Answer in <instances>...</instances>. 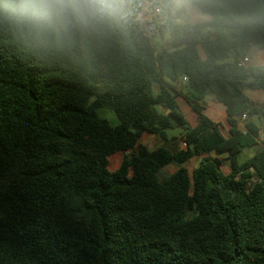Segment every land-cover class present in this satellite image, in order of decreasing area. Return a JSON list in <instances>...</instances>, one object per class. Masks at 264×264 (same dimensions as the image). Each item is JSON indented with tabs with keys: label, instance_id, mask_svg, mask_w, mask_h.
Segmentation results:
<instances>
[{
	"label": "trees",
	"instance_id": "1",
	"mask_svg": "<svg viewBox=\"0 0 264 264\" xmlns=\"http://www.w3.org/2000/svg\"><path fill=\"white\" fill-rule=\"evenodd\" d=\"M148 1L103 34L58 39L0 6V264H264V106L245 94L264 92V69L238 66L264 50V0H191L207 20L168 15L160 48L138 18Z\"/></svg>",
	"mask_w": 264,
	"mask_h": 264
},
{
	"label": "clouds",
	"instance_id": "2",
	"mask_svg": "<svg viewBox=\"0 0 264 264\" xmlns=\"http://www.w3.org/2000/svg\"><path fill=\"white\" fill-rule=\"evenodd\" d=\"M138 3L139 0H0L12 23L45 39L103 34Z\"/></svg>",
	"mask_w": 264,
	"mask_h": 264
},
{
	"label": "rangeland",
	"instance_id": "3",
	"mask_svg": "<svg viewBox=\"0 0 264 264\" xmlns=\"http://www.w3.org/2000/svg\"><path fill=\"white\" fill-rule=\"evenodd\" d=\"M190 1L191 0H177L168 13L162 6L160 0H152V1L144 2L140 8L138 18L142 22L149 21V22L154 23L155 25L162 24L168 15L173 16L176 22H179V23H186V22L196 23V22L207 19L205 15H202L190 3ZM157 7L161 8V11L159 15L155 16L153 14V10ZM167 37H168L167 33H165L161 37L160 34L156 32L151 37V42L156 48H160L164 44ZM261 52L262 51H260L259 53L253 54V60L255 61L254 66L264 69V55H261ZM247 95L249 96V99L251 101L257 103L260 106H264V95L260 94L259 92H254L250 90H247ZM178 101H180L181 105L185 107V104L182 102L181 99H178ZM204 101H205L204 102L205 105L207 106L206 115L210 117L212 120L219 122L221 124H224V118H223L224 113H222L224 110L222 111V109L217 107V105H219V107H222L224 109L223 105H221L220 103L216 104V101L211 95H207L204 98ZM182 106H181L182 112L186 114L187 119L189 120V123H192L194 120L193 115L190 114V110L185 112ZM98 115L101 118L106 119L109 122V124L112 126H115L118 123V120L116 116L114 115V113L110 112L107 109L98 110ZM247 120H248V117H247ZM244 123L245 121H240L241 125H243ZM222 131H223V134H226L225 128L222 129ZM177 134H179L178 130H173V131L168 132L169 136L177 135ZM142 140L147 141L148 144H150L151 146H153L156 142L155 138L148 137L146 134L142 136ZM257 150H258V147L252 148V149H246L240 154V156L242 159L250 157ZM127 155H129L128 152H117L109 156L108 157V169L110 171L116 170L119 167L123 157ZM200 161H201L200 157H194L188 162H186L184 164V167L187 168L189 172H191L194 168L198 166ZM177 168L178 166L174 164H170V165L163 167L158 174L159 179L162 180L163 178H166L168 175L176 171ZM227 169H228V165L225 162V166L223 167L224 172H226Z\"/></svg>",
	"mask_w": 264,
	"mask_h": 264
},
{
	"label": "built area",
	"instance_id": "4",
	"mask_svg": "<svg viewBox=\"0 0 264 264\" xmlns=\"http://www.w3.org/2000/svg\"><path fill=\"white\" fill-rule=\"evenodd\" d=\"M160 11H161V8L157 7L153 10V14L155 16L159 15L160 14ZM143 32L146 36H152L154 35L156 32H157V28H156V25L152 22H150L149 24H146L143 26ZM250 62V58L249 56H245L243 57L239 62H238V66L240 67H245L249 64ZM186 78L184 77L183 78V81H185ZM247 119V115L246 114H242L241 116V121H245Z\"/></svg>",
	"mask_w": 264,
	"mask_h": 264
},
{
	"label": "crops",
	"instance_id": "5",
	"mask_svg": "<svg viewBox=\"0 0 264 264\" xmlns=\"http://www.w3.org/2000/svg\"><path fill=\"white\" fill-rule=\"evenodd\" d=\"M206 18H207V16H205ZM205 20H207V19H205ZM260 51H262L261 52V55H264V50H260V49H258L257 47H252L251 49H250V51H249V53L247 54L248 56H249V58H250V62H249V66H254V63H255V61L253 60V54H256V53H259ZM254 92H259L260 94H262V95H264V92H261V91H254ZM245 94L247 95V91L245 92ZM248 96V95H247ZM248 98H249V96H248ZM178 99H180V98H178ZM215 100V99H214ZM178 101V100H177ZM183 102V101H182ZM203 102H205L204 100H203ZM178 103H179V105H180V107L182 106L181 105V103H180V101H178ZM184 103V102H183ZM185 104V103H184ZM205 104V103H204ZM216 104H219L218 102H216ZM217 107L218 108H220V109H222V111L224 110L222 107H219V105H217ZM182 108H183V110L186 112V111H188V110H190L189 109V107L185 104V107L184 106H182ZM206 109H207V106L205 105V114H206ZM222 113H224V111L222 112ZM210 118V117H209ZM223 118H224V124H222L223 126H224V128H225V130H226V125H225V114H223ZM211 119V118H210ZM212 120V119H211ZM214 121V120H213ZM214 122H216V121H214ZM219 123V122H218ZM221 124V123H220ZM242 126V125H241ZM223 128V129H224ZM223 132V131H222ZM224 135H226V134H224Z\"/></svg>",
	"mask_w": 264,
	"mask_h": 264
}]
</instances>
